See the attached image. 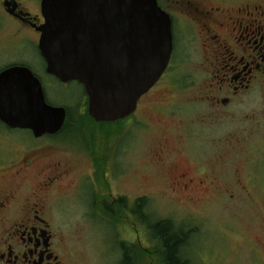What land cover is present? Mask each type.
I'll return each mask as SVG.
<instances>
[{
	"label": "rangeland",
	"instance_id": "374dc122",
	"mask_svg": "<svg viewBox=\"0 0 264 264\" xmlns=\"http://www.w3.org/2000/svg\"><path fill=\"white\" fill-rule=\"evenodd\" d=\"M21 1L27 11L39 12L40 0ZM12 34L11 27L1 30L0 48ZM180 40L176 37L177 49L154 91L161 93L159 97L186 106H180L175 117L148 109L141 110L133 122L112 125L97 124L87 116L88 97L82 85L78 81L63 83L49 74L37 44L14 48L15 61L26 62L41 79L47 101L67 108L71 118L68 126H81L80 132L67 139L80 141V144L77 142L78 156L88 158L86 152L91 150L93 158L99 161L114 158V176L108 180V189L116 196L126 195L129 200L131 218L124 217L116 208L113 214H107L101 211L99 203L94 211L87 210L72 186L66 190L63 209L56 213L61 223L58 230L64 234L66 245L80 264H122L125 254L132 258L133 264H159L161 243L145 217L135 213L137 202L143 198L148 201L141 206L142 215L149 214L151 221L171 219L177 226L191 231L190 241L184 248L191 264H264V137L261 129L250 127L244 118L258 106L259 97L238 98L226 110L216 113L204 103H190L192 96L188 94L205 91L202 78L207 73L206 68L199 67L196 54L184 50L185 41ZM186 44H189L188 38ZM143 113L148 114L149 128L137 121V118L145 120ZM187 124L191 143L181 146L182 154L174 136L186 132ZM21 131L26 130H18ZM25 136L31 138L30 134ZM165 140L177 150L175 160L181 166H203L219 179L217 182L229 185L237 174L243 176L250 185L252 198L245 195L238 203L222 204L214 192L210 198L189 203L182 195L162 194L159 189L164 188L166 177L159 176L162 171L152 162L151 152ZM247 156L255 159L252 166L256 178L252 184L247 177L250 167Z\"/></svg>",
	"mask_w": 264,
	"mask_h": 264
},
{
	"label": "flooded vegetation",
	"instance_id": "af4514ba",
	"mask_svg": "<svg viewBox=\"0 0 264 264\" xmlns=\"http://www.w3.org/2000/svg\"><path fill=\"white\" fill-rule=\"evenodd\" d=\"M41 1L37 2L39 12L31 13L21 0H0V32L6 27L13 29L12 36L5 38L0 48V73L15 65H26L13 57L17 45L37 44L41 54L39 27L45 22ZM157 2L172 20V57L177 49L176 37H180L182 43L185 41L184 50L194 52L200 61L199 67L206 68L207 76L202 78L205 91L188 94L192 96L189 102L204 103L216 113L226 110L241 97L257 95L258 106L244 118L250 127L261 129L264 137V0ZM187 38L189 44H186ZM6 48L9 49L6 51ZM162 78L139 99L135 112L124 119L126 122H133L141 110L148 109L175 117L176 110L186 106L159 97L161 93L154 90ZM147 117L144 114L145 120L137 118V121L149 128ZM70 119L68 111L66 124L59 132L40 137L30 129L13 128L0 119V264H80L66 245L64 234L58 230L61 223L56 216L63 209L66 190L71 186L87 210L94 211L99 203L101 211L107 214H113L116 208L124 217L131 218L126 195L116 196L108 189V180L114 176V158L99 161L93 158L91 150L86 152L88 158L78 156L80 141L67 139L80 132L81 126H68ZM187 126L186 132L174 136L182 154L181 146L191 143L187 135L190 125ZM151 154L152 162L162 171L159 176L166 177L164 188L159 189L162 194H179L189 203L210 198L214 192L222 204L238 203L245 195L252 198L250 185L243 176L237 174L229 185L217 182L219 179L203 166L189 168L177 164V150L166 140L154 147ZM246 159L250 164L247 177L252 184L256 178L252 166L255 159L253 156Z\"/></svg>",
	"mask_w": 264,
	"mask_h": 264
},
{
	"label": "water",
	"instance_id": "95a60500",
	"mask_svg": "<svg viewBox=\"0 0 264 264\" xmlns=\"http://www.w3.org/2000/svg\"><path fill=\"white\" fill-rule=\"evenodd\" d=\"M39 49L46 71L63 83L79 81L88 112L115 122L167 71L172 20L157 0H42ZM68 111L47 101L41 79L26 65L0 73V119L36 137L59 132Z\"/></svg>",
	"mask_w": 264,
	"mask_h": 264
},
{
	"label": "trees",
	"instance_id": "16d2710c",
	"mask_svg": "<svg viewBox=\"0 0 264 264\" xmlns=\"http://www.w3.org/2000/svg\"><path fill=\"white\" fill-rule=\"evenodd\" d=\"M85 113L93 120L88 112V108H86ZM124 121V119H121L115 122L121 123ZM115 122H97V124L112 125ZM67 123H70V120L67 121ZM146 201H148L147 198L139 199L135 213L140 218L142 216L145 217V220L150 224L154 237H156L161 243L162 252L159 264H191V261L184 255V248L190 241L191 231L177 226L171 219L151 221L149 214L142 215L141 206ZM122 264H133V260L128 254H125Z\"/></svg>",
	"mask_w": 264,
	"mask_h": 264
}]
</instances>
